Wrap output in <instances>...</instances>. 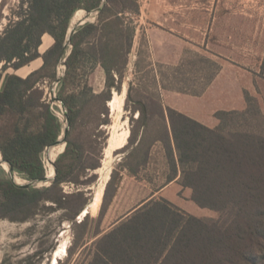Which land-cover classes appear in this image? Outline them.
I'll return each mask as SVG.
<instances>
[{
  "label": "trees",
  "instance_id": "1",
  "mask_svg": "<svg viewBox=\"0 0 264 264\" xmlns=\"http://www.w3.org/2000/svg\"><path fill=\"white\" fill-rule=\"evenodd\" d=\"M103 2L95 20L78 26L66 45L72 19ZM140 13L139 0H21L13 10L0 35V154L22 178L32 181L48 176L43 154L58 141L63 121L56 106L42 100L39 85L57 80L62 62L67 69L58 83L57 98L67 108L70 130L60 152L65 150L55 160L57 174L52 184L19 185L0 165V219L27 221L47 201L52 203L50 209H63L70 219L83 211L87 199L79 185L98 177L95 170L102 166V152L94 164L86 165L84 145L71 134L92 100L110 99L113 88L120 90L137 32L135 17ZM45 34L54 43L41 53ZM38 58L43 60L39 68L25 77L17 73ZM98 67L106 75L100 93L90 84ZM133 88L131 81L129 91ZM246 102L245 111L216 112L219 124L211 127L166 105L161 94L139 100L140 118L158 115L162 128L146 152L142 151L144 138L139 141L126 157L125 169L139 178L151 148L161 142L169 169L165 183L179 176L182 186L192 189L195 203L216 210L220 217L201 218L165 197L150 199L97 240L86 264H264V130L235 124L251 111L264 120V113L250 93H246ZM132 136L133 131L119 149H127ZM53 157L51 153L50 159ZM132 158L139 162L134 165L129 162ZM87 169L94 172L88 176ZM52 171L55 176L54 164ZM84 173L87 178L81 182ZM116 177L113 170L103 207ZM66 183L74 184L75 191L66 193Z\"/></svg>",
  "mask_w": 264,
  "mask_h": 264
},
{
  "label": "rangeland",
  "instance_id": "2",
  "mask_svg": "<svg viewBox=\"0 0 264 264\" xmlns=\"http://www.w3.org/2000/svg\"><path fill=\"white\" fill-rule=\"evenodd\" d=\"M20 2L0 0V35ZM139 2L141 13L135 17L137 32L127 71L120 80V90L113 88L110 99L103 96L92 100L71 134L74 140L84 145L88 166L97 161L101 152L103 166L105 150L116 132L126 128L131 135L133 131L131 144L127 149L116 148L108 169L101 171L99 168L94 181L79 185L85 191L87 204L73 219L68 218L63 209H50L48 206L52 203L48 201L37 216L27 221L0 219V264H86L92 257L97 240L164 184L169 169L161 142H156L151 148L148 163L139 169V178L129 174L124 167L126 157L137 148L139 141L144 138L142 151L146 152L160 136L162 128L158 115L153 114L147 120L140 118L139 100H147L150 94H161L164 103L214 127L219 124L216 112L247 109L246 93L256 98L264 113V0ZM90 19L94 20L95 15ZM36 65L35 62L33 66ZM31 68L17 70V73L25 75ZM64 69L60 64L59 76L64 74ZM131 81L134 88L129 91ZM90 84L97 93L105 89L103 68L98 67L94 71ZM124 85L127 89L122 105L113 107L110 101L114 92L121 93ZM57 89V80H45L39 85L42 100L57 107L54 110L63 121V138L68 123L66 108L53 100ZM235 122L244 128L253 126L264 130V120L256 118L252 111L238 117ZM58 150L60 144L44 151L48 178L54 158L50 159V155L53 153L55 156ZM130 161L134 165L139 162L133 158ZM109 170V177L116 170L114 189L106 205L103 207V194L98 209L93 210L92 203ZM86 172L90 176L94 171L87 169ZM85 174L81 175V182H85ZM20 178V183L29 182ZM75 188L72 183L64 184L66 193L75 191ZM167 194L191 214L205 219L220 217L216 210L195 203L192 189L175 191L170 188ZM61 247L65 251L57 255Z\"/></svg>",
  "mask_w": 264,
  "mask_h": 264
},
{
  "label": "bare ground",
  "instance_id": "3",
  "mask_svg": "<svg viewBox=\"0 0 264 264\" xmlns=\"http://www.w3.org/2000/svg\"><path fill=\"white\" fill-rule=\"evenodd\" d=\"M84 15H77L75 16L73 19H72V23L73 24H76L77 22H79V20H81L83 18ZM46 47V44L43 45L41 48L44 49ZM126 86L124 85L123 86V90L121 93H117V92H114V96H113V99L110 101V105H112L113 107H118L120 108L121 105H122V102L124 100V97H125V94H126ZM120 111V110H119ZM130 136V131L128 129H124L120 132H116L112 137L111 139L109 140V144L105 150V157L103 159V166L99 169L101 171L105 170V169H108V166H109V163H110V160H111V156H112V152L116 149V148H120L122 147L123 145H125L128 141V138ZM63 144L60 143V150H58L54 156V158L51 160V165H50V176H49V179H52L54 177V174H53V171H52V167H53V164H54V160L56 158V156L58 155V153H60L61 151V148H62ZM0 159H1V162L2 164L7 168L9 169L10 167L5 163V161L3 160V157L2 155L0 154ZM109 176H110V170L108 171L107 175H106V179H105V182L109 179ZM14 177L16 180H18L19 182L22 181V179L20 178V176L18 175H15L14 174ZM105 182L100 186L98 192H97V195H96V198L94 200V202L92 203V207H93V210H97L99 205L101 204V201H102V198H103V194H104V189H105ZM65 251V248L64 247H61L58 251H57V255L61 254V252ZM55 261V260H54Z\"/></svg>",
  "mask_w": 264,
  "mask_h": 264
},
{
  "label": "water",
  "instance_id": "4",
  "mask_svg": "<svg viewBox=\"0 0 264 264\" xmlns=\"http://www.w3.org/2000/svg\"><path fill=\"white\" fill-rule=\"evenodd\" d=\"M103 5H104V2L102 3V5H101L99 8H97V9H95V10H93V11H88V10H84V9H82V10H84L85 15H84L83 18H82L79 22H77L76 24H73V23L71 22V26H70V29H69V33H68V38H67V43H66V45H68V44L70 43V37H71V35L75 32V30H76V28H77L78 26H80V25H82V24H84V23H86V22H88V21H94V20H95V19H94V20H91L90 17H91L92 15H95V18H96V15L100 12V10L102 9ZM65 60H66V59H64V61H65ZM61 64L64 65V67H65V69H64V74H63V75H65V72H66V69H67V65H66L65 62H62ZM63 75H62V76H63ZM62 76H59V77H58V79H57V83H59V82L61 81ZM53 100H54V101H57V102H60V103L65 107V105L61 102V100H60L59 98H57L56 95L53 97ZM65 108H66V107H65ZM66 118H67L68 126H66V127L64 128L63 138H62V135H61V136L59 137L58 141H57L54 145L49 146V148H51V147H53V146H56V145L60 144L62 141L65 142V146H66V144H67V136H68V133H69V130H70V128H69V116H68V113H67V108H66ZM128 141H129V138H128ZM128 141H127V143H128ZM127 143H126V144H127ZM126 144H125V145H126ZM125 145H123L122 147H124ZM122 147H120V148H122ZM118 149H119V148H118ZM64 150H65V148H64ZM64 150H63V151H64ZM63 151H62V152H63ZM2 157H3V156H2ZM3 160H4L5 162H7V163L9 164V166H10L9 169H6V168L3 166L4 169L9 173L10 177H11V178H12L17 184L22 185V186H44V185H46L47 183H51V184H52L53 181L55 180V177H56V174H57V170H56V166H55V160H54L55 176H54L52 179H49L48 176L46 175V176L43 177V178H38V179H35V180H32V181H29V182H27V183H20V182H17V181L15 180L14 173H16V171L14 170L13 166H12L7 160H5L4 158H3ZM0 165H2V163H0ZM101 167H102V166H101ZM101 167H99V168H101ZM99 168H98V169H99ZM98 169L95 170L96 173H97ZM109 178H110V177H109Z\"/></svg>",
  "mask_w": 264,
  "mask_h": 264
},
{
  "label": "crops",
  "instance_id": "5",
  "mask_svg": "<svg viewBox=\"0 0 264 264\" xmlns=\"http://www.w3.org/2000/svg\"><path fill=\"white\" fill-rule=\"evenodd\" d=\"M54 43V39H53V37L51 36V35H49V34H45L44 35V37H43V42H42V45L40 46V52L41 53H43V52H45L52 44ZM46 44V47L43 49V50H41L42 48V46L43 45H45ZM37 63V65L36 66H33V64L34 63ZM42 63H43V60H42V58H38V59H36L35 61H33L30 65H27V66H25V67H22L21 69H23V68H26V67H29V66H32V68L28 71V73L27 74H25V75H22V76H27L30 72H32L33 70H35V69H37V68H39L41 65H42ZM20 70V69H19ZM21 75V74H20ZM166 104V103H165ZM166 105H168V104H166ZM169 106H171V105H169ZM171 107H173V106H171ZM173 108H175V109H178V110H180V108H178V107H173ZM180 111H182V112H184L183 110H180ZM185 113V112H184ZM187 114V113H186ZM189 115V114H188ZM191 116V115H190ZM192 117V116H191ZM196 119V118H195ZM198 120V119H197ZM200 121V120H199ZM203 123V122H202ZM205 124V123H204ZM207 125V124H206ZM209 126V125H208ZM211 127H214V126H211ZM158 189H157V191H155L152 195H150L148 198H146L143 202H145V201H148V200H150V199H153V198H160V197H165V198H167V199H169V200H171L173 203H177L176 202V200L173 198V197H171L169 194H167V191H168V189H170V188H173V190H175V191H179V190H181V189H183V188H189V187H184V186H182V184L180 183V181H179V176L175 179V180H173V181H171L170 183H165L164 182V184L163 185H161V186H158L157 187ZM189 189H191V188H189ZM178 205V204H177Z\"/></svg>",
  "mask_w": 264,
  "mask_h": 264
}]
</instances>
